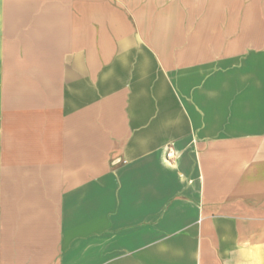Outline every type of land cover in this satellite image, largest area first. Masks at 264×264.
<instances>
[{
	"label": "crops",
	"instance_id": "1",
	"mask_svg": "<svg viewBox=\"0 0 264 264\" xmlns=\"http://www.w3.org/2000/svg\"><path fill=\"white\" fill-rule=\"evenodd\" d=\"M183 58L255 66L199 99ZM0 264H264V0H0Z\"/></svg>",
	"mask_w": 264,
	"mask_h": 264
},
{
	"label": "rangeland",
	"instance_id": "2",
	"mask_svg": "<svg viewBox=\"0 0 264 264\" xmlns=\"http://www.w3.org/2000/svg\"><path fill=\"white\" fill-rule=\"evenodd\" d=\"M184 55H190L185 54ZM198 55H206L198 54ZM164 62V67L167 70L176 72L182 70L181 73H173L172 77L178 79L184 86L183 89L187 90L190 84L198 85L199 99H202V90L205 89L207 79L210 83L211 75H207L214 70V82L215 91L222 92V84L226 81L229 86L226 88V99L239 98V93L244 92L247 88L245 86L249 83V76H240L238 72H232V69L254 67L255 61L253 60H211V59H171ZM174 69V70H173ZM191 69L193 71L191 72ZM233 73H236L233 74ZM30 82L24 79V82ZM41 82V80H39ZM189 86V87H188ZM50 93L44 91L29 92L24 91L22 96V107L20 106V100L15 99L14 92H7L6 96V130L8 134L14 135L16 132H30L32 126H38L39 130L42 127L44 121L43 114L46 111L48 103V97ZM36 111H38V117L36 118ZM2 128V125H1ZM9 136V135H8ZM14 142V141H12ZM9 143V140H8ZM13 147L8 145V148ZM9 162V160H8Z\"/></svg>",
	"mask_w": 264,
	"mask_h": 264
},
{
	"label": "built area",
	"instance_id": "3",
	"mask_svg": "<svg viewBox=\"0 0 264 264\" xmlns=\"http://www.w3.org/2000/svg\"><path fill=\"white\" fill-rule=\"evenodd\" d=\"M174 157H175V154H174L172 148H169L168 153H167L168 160H173Z\"/></svg>",
	"mask_w": 264,
	"mask_h": 264
}]
</instances>
